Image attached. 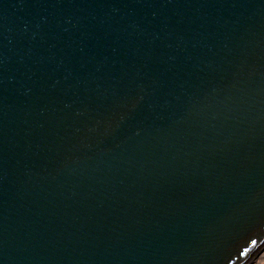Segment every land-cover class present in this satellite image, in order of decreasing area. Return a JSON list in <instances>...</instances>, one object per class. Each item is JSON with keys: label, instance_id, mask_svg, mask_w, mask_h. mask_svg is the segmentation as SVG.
Instances as JSON below:
<instances>
[{"label": "water", "instance_id": "1", "mask_svg": "<svg viewBox=\"0 0 264 264\" xmlns=\"http://www.w3.org/2000/svg\"><path fill=\"white\" fill-rule=\"evenodd\" d=\"M263 243L264 0H0V264Z\"/></svg>", "mask_w": 264, "mask_h": 264}, {"label": "rangeland", "instance_id": "2", "mask_svg": "<svg viewBox=\"0 0 264 264\" xmlns=\"http://www.w3.org/2000/svg\"><path fill=\"white\" fill-rule=\"evenodd\" d=\"M262 248L264 249V245L262 246ZM262 253H263V255H261L260 257L258 256L259 253H256V255L254 256L255 258L251 259L249 264H259V263L264 264V250Z\"/></svg>", "mask_w": 264, "mask_h": 264}, {"label": "bare ground", "instance_id": "3", "mask_svg": "<svg viewBox=\"0 0 264 264\" xmlns=\"http://www.w3.org/2000/svg\"><path fill=\"white\" fill-rule=\"evenodd\" d=\"M263 245H264V243L262 244V246H263ZM262 246H261V247H262ZM261 247H260V248H261ZM263 250H264V249L262 248V249L258 252V253H259V255H258L259 257H260L261 255H263V253H262ZM260 252H261V253H260ZM253 257H254V255L252 256V258H253ZM252 258H251V259H252ZM254 258H255V257H254ZM249 263H250V262H249ZM249 263H248V264H249Z\"/></svg>", "mask_w": 264, "mask_h": 264}, {"label": "trees", "instance_id": "4", "mask_svg": "<svg viewBox=\"0 0 264 264\" xmlns=\"http://www.w3.org/2000/svg\"><path fill=\"white\" fill-rule=\"evenodd\" d=\"M260 264V263H259Z\"/></svg>", "mask_w": 264, "mask_h": 264}]
</instances>
